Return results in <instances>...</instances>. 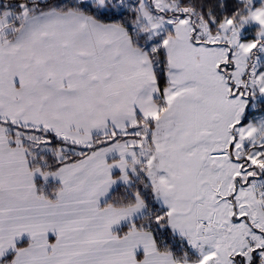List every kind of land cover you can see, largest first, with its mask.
Segmentation results:
<instances>
[{
  "label": "snow or ice",
  "instance_id": "snow-or-ice-1",
  "mask_svg": "<svg viewBox=\"0 0 264 264\" xmlns=\"http://www.w3.org/2000/svg\"><path fill=\"white\" fill-rule=\"evenodd\" d=\"M0 264H264V0H0Z\"/></svg>",
  "mask_w": 264,
  "mask_h": 264
}]
</instances>
